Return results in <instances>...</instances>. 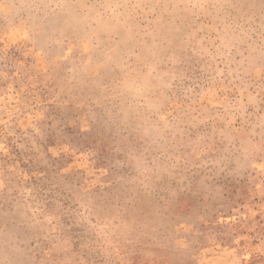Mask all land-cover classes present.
<instances>
[{
	"label": "rangeland",
	"instance_id": "obj_1",
	"mask_svg": "<svg viewBox=\"0 0 264 264\" xmlns=\"http://www.w3.org/2000/svg\"><path fill=\"white\" fill-rule=\"evenodd\" d=\"M0 264H264V0H0Z\"/></svg>",
	"mask_w": 264,
	"mask_h": 264
}]
</instances>
